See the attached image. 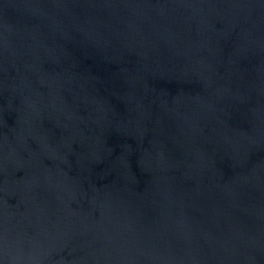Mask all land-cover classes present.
Here are the masks:
<instances>
[{
	"label": "water",
	"instance_id": "water-1",
	"mask_svg": "<svg viewBox=\"0 0 264 264\" xmlns=\"http://www.w3.org/2000/svg\"><path fill=\"white\" fill-rule=\"evenodd\" d=\"M0 264H264V0H0Z\"/></svg>",
	"mask_w": 264,
	"mask_h": 264
}]
</instances>
